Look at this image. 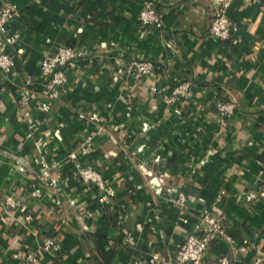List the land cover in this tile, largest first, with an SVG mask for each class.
Listing matches in <instances>:
<instances>
[{
    "label": "crops",
    "instance_id": "obj_1",
    "mask_svg": "<svg viewBox=\"0 0 264 264\" xmlns=\"http://www.w3.org/2000/svg\"><path fill=\"white\" fill-rule=\"evenodd\" d=\"M6 1L18 11L6 35L18 39L10 52L15 74H0V201L12 195L18 207L0 206V264H23L46 238L58 250L38 252L37 264H129L133 257L165 264L202 211L219 212L228 237L212 242L204 264L222 256L231 264L264 261V198H241L264 192V0H231L226 14L235 31L222 42L208 35L213 0H156L161 30L138 22L148 0ZM61 46L87 55L66 67L64 93L48 101L41 62ZM8 49L1 36L0 50ZM131 57L152 63L153 76L119 75ZM25 79L23 116L15 84ZM183 81L191 97L174 107L145 89ZM219 101L235 106L232 116H219ZM42 162L55 186L41 177ZM76 166L96 171L114 197L100 203ZM179 192L184 211L174 204ZM25 210L33 217L27 227ZM125 234L135 250L123 245Z\"/></svg>",
    "mask_w": 264,
    "mask_h": 264
},
{
    "label": "built area",
    "instance_id": "obj_2",
    "mask_svg": "<svg viewBox=\"0 0 264 264\" xmlns=\"http://www.w3.org/2000/svg\"><path fill=\"white\" fill-rule=\"evenodd\" d=\"M211 19L208 28V35L213 39L222 42L230 39L235 31V26L226 14L227 6L231 0H213ZM156 0H148L143 2L142 9L138 15V22L141 26H152L157 30L162 29L161 13L158 10ZM18 14L17 8L12 3L6 0H0V37L4 41L7 51L0 50V74L5 78L11 79L15 74V61L10 52L13 51L18 36L6 35L7 23L16 17ZM12 49V50H11ZM87 55L86 51L78 50L66 46L58 47L55 51L47 53L40 67L39 78L43 82V92L41 97L48 101L58 100L65 91V83L67 80L66 67L77 59ZM121 67L119 75L125 77L150 78L153 76L154 67L152 63L138 57L127 58L120 62ZM118 75L113 77L116 81ZM30 84V79H25L16 83L19 89V110L26 115V110L29 106L30 96L27 91V86ZM191 83L188 81L176 82L173 86L163 85V83H147L145 89L151 96H161L163 102L167 106H175L178 103H185L191 97ZM215 108L220 117L232 116L235 106L232 103L219 101L215 104ZM174 112L179 114V109L175 107ZM76 159L75 153L69 157L70 161ZM20 172H24L22 167H18ZM40 175L48 181L49 186L57 184V177L51 173V168L41 163ZM76 176L83 184L91 185L100 192V203H106L114 197L113 189L100 177V175L90 167L76 166ZM34 197L40 196V191L35 188L31 191ZM246 202L256 201L264 198L263 191L246 190L241 194ZM186 197L179 192L174 204L180 209L186 208ZM1 208L6 211L18 207V203L12 195H5L0 201ZM56 206L59 203L56 202ZM23 224L25 227L30 226L33 222V217L29 211L23 212ZM218 238L228 239L225 228L222 222V215L219 212L210 213L202 211L198 222L196 223L193 232L185 236L183 242L168 256L165 264H204V256L212 242ZM123 245L136 249L134 238L130 234H125ZM58 250V245L53 238H46L42 244L34 251L27 253L23 260V264H37V253L46 252L54 255ZM129 264H140V261L133 257ZM217 264H231L228 257L222 256L218 259ZM252 264H264L261 256H256Z\"/></svg>",
    "mask_w": 264,
    "mask_h": 264
},
{
    "label": "trees",
    "instance_id": "obj_3",
    "mask_svg": "<svg viewBox=\"0 0 264 264\" xmlns=\"http://www.w3.org/2000/svg\"><path fill=\"white\" fill-rule=\"evenodd\" d=\"M93 251H95L99 255L105 256V251L101 246H95V249Z\"/></svg>",
    "mask_w": 264,
    "mask_h": 264
}]
</instances>
